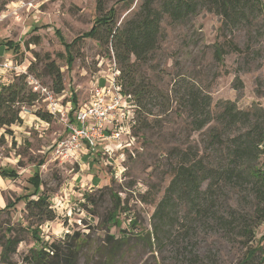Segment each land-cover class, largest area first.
I'll return each instance as SVG.
<instances>
[{
  "label": "rangeland",
  "instance_id": "1",
  "mask_svg": "<svg viewBox=\"0 0 264 264\" xmlns=\"http://www.w3.org/2000/svg\"><path fill=\"white\" fill-rule=\"evenodd\" d=\"M102 1L104 15L114 7L116 22L121 25L140 10L144 0ZM97 4L98 0H0V14L4 16L0 25V66L6 60L25 65L43 88L52 91V78L45 68L54 63L63 74L65 90L59 95L61 102L64 105L73 99L78 105L88 102L94 84L100 85L99 79L103 77L106 81L115 72V54L110 45L104 44L106 36L102 31L103 39L77 42L71 49L73 62H69L66 48L89 32L101 17ZM263 28L264 23L259 20L254 29H224L222 18L206 10L181 24H171L166 17L159 49L140 72L170 96V109L149 118L147 130L135 137L131 147L113 155L98 151V154L94 152L95 156L85 158L79 151L62 159L55 153L57 144L68 135L61 116L44 121L38 114L48 113L42 98L32 106L23 107L22 123L0 129V169L18 174L14 180L0 176V262L1 245L7 238L21 239L11 262L24 264L23 259L31 251L48 248L63 242L67 235L77 234L79 244L85 246L77 264L106 261L103 246L109 237L127 238L128 245L115 264H175L168 237L166 233L162 236L168 230L174 235L173 227L160 222L161 248L146 245L150 234L154 243L155 204L142 202V197L150 196L158 188L163 191L169 184L167 158L171 149L195 147L202 154L207 137L192 131L187 115L177 110L171 91L185 78L210 94L214 106L232 101L241 110L249 109L254 103H260L264 109ZM228 41H233L240 50L230 51ZM4 43H11L12 48L8 49ZM216 44L220 47L225 44L221 59L216 55ZM15 77L0 70V85ZM237 78L244 83L242 90L234 88ZM125 100L130 104L127 108H132L133 99L125 97ZM130 112L126 111L127 119L134 110ZM40 165L41 185L37 190L30 179ZM261 165L264 169V156ZM40 195L50 198L57 215L54 221L41 226L35 225L25 210L26 200ZM118 200L119 212L109 221ZM33 222V229H37L34 236L26 230ZM256 233L258 239L264 236V223ZM199 239L202 253H216L220 264H237L242 257L239 246L229 244L217 233Z\"/></svg>",
  "mask_w": 264,
  "mask_h": 264
},
{
  "label": "trees",
  "instance_id": "2",
  "mask_svg": "<svg viewBox=\"0 0 264 264\" xmlns=\"http://www.w3.org/2000/svg\"><path fill=\"white\" fill-rule=\"evenodd\" d=\"M97 18L92 29L66 48L69 62H73L71 49L84 39H103L111 47L118 65V81L124 95L130 96L135 105L132 134L138 137L147 130L149 118L163 115L170 109L171 98L159 90L140 68L151 62L159 49L162 39V23L166 17L171 24H181L198 15L203 10L222 18L224 29L246 27L254 29L258 21L264 23L263 0H144L136 12L124 24L116 22V11L112 7L104 15L105 3L98 0ZM264 29V28H263ZM101 31L105 35L101 36ZM8 49L11 43H4ZM225 44H216V55L221 59ZM230 51L240 49L228 41ZM34 66L30 67L33 72ZM52 78L55 94L65 90L63 74L54 63L45 68ZM234 88L242 90L244 83L236 79ZM177 110L187 115L193 132H202L204 151L200 154L195 147L186 150L171 149L167 158L170 181L162 191L160 188L144 195L142 202L155 204L153 214V237L147 236V246L153 244L161 248L160 222L175 229L162 236L168 237L175 254V264H220L216 253H202V235L217 233L229 244L242 250L237 264H264V236L257 238L256 230L264 223V169L261 165L264 156V109L254 103L246 110L238 108L232 101L213 105L210 94L193 82L181 78L171 91ZM261 94V90H257ZM41 99L39 94L29 89L25 76L15 77L8 84L0 85V129L22 123L21 112L25 106H32ZM74 110L78 104L72 100ZM214 108L218 111L214 112ZM157 110V111H156ZM46 122L52 117L49 113H38ZM73 113H71V121ZM40 165L30 179L37 190L40 188ZM0 176L14 180L18 177L14 170L0 169ZM155 189V187H154ZM164 192L160 199V194ZM26 213L35 225L41 226L56 219L50 198L40 195L26 200ZM116 205H119L117 207ZM112 221L121 207L116 201ZM123 210V209H121ZM28 230L36 235L35 225ZM79 235H67L61 243H53L48 248L31 251L23 259L24 264H77L84 250L79 244ZM78 242L76 243V241ZM103 250L106 261L99 264H115L127 247V238L106 239ZM21 239L7 238L2 244L0 264H12L11 256L16 254ZM165 264V263H163Z\"/></svg>",
  "mask_w": 264,
  "mask_h": 264
},
{
  "label": "built area",
  "instance_id": "3",
  "mask_svg": "<svg viewBox=\"0 0 264 264\" xmlns=\"http://www.w3.org/2000/svg\"><path fill=\"white\" fill-rule=\"evenodd\" d=\"M3 18L4 16L0 14V25ZM0 70L5 74L12 73L16 77L25 76L32 91L41 94L40 98L47 104L48 113L51 116H61L67 126L68 135L57 144L55 153L62 159L74 156L84 145L93 152L103 147L102 152L113 155L116 151L127 149L133 144L135 136L132 134V127L135 105L127 108L130 104H127L125 97H131L124 95L121 91L116 63L115 72L106 77V84L100 86L95 83L90 90L89 101L78 105L75 110L72 101L64 105L60 94L43 88L29 74L27 66L13 60H6L1 64ZM8 83L9 81L5 84ZM130 109L134 112L132 117L127 119V113H131ZM71 113H73L72 121Z\"/></svg>",
  "mask_w": 264,
  "mask_h": 264
},
{
  "label": "crops",
  "instance_id": "4",
  "mask_svg": "<svg viewBox=\"0 0 264 264\" xmlns=\"http://www.w3.org/2000/svg\"><path fill=\"white\" fill-rule=\"evenodd\" d=\"M105 80L103 79V77L101 78V79H99V83H100V86H104L105 85ZM104 83V84H103ZM82 154H85V158L89 155V156H95L94 155V152L93 151H91L87 146H85L84 145V147L81 149V150H79ZM99 153L101 152L102 153V151H103V147H99ZM98 151L96 152V154H98ZM84 158V159H85ZM96 158H101L100 156H97L96 155ZM102 159V158H101Z\"/></svg>",
  "mask_w": 264,
  "mask_h": 264
}]
</instances>
